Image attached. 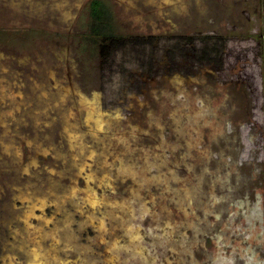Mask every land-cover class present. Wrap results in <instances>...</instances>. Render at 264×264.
<instances>
[{"label": "rangeland", "instance_id": "obj_1", "mask_svg": "<svg viewBox=\"0 0 264 264\" xmlns=\"http://www.w3.org/2000/svg\"><path fill=\"white\" fill-rule=\"evenodd\" d=\"M91 1L0 0V264H264V0Z\"/></svg>", "mask_w": 264, "mask_h": 264}, {"label": "trees", "instance_id": "obj_2", "mask_svg": "<svg viewBox=\"0 0 264 264\" xmlns=\"http://www.w3.org/2000/svg\"><path fill=\"white\" fill-rule=\"evenodd\" d=\"M91 16V36L98 41L102 53L122 39L118 32L114 13L105 0H92L89 6ZM108 50V51H107Z\"/></svg>", "mask_w": 264, "mask_h": 264}, {"label": "bare ground", "instance_id": "obj_3", "mask_svg": "<svg viewBox=\"0 0 264 264\" xmlns=\"http://www.w3.org/2000/svg\"><path fill=\"white\" fill-rule=\"evenodd\" d=\"M73 88V87H72ZM83 99H81V101H82ZM67 133H68V139H70V143H71V146L72 147H75L76 146V142H77V137L75 136V132L73 131V130H75V128L69 123L68 125H67ZM87 190H90L89 188L87 189ZM86 192V191H85ZM44 206V205H43ZM42 207V206H41ZM40 218L44 221V222H46V217L44 216V215H42V216H40ZM26 219H29V218H27V214H26ZM30 229H34V227L33 226H31L30 225ZM10 262H11V264H14L11 260H10ZM38 264H43V262L41 263V262H39Z\"/></svg>", "mask_w": 264, "mask_h": 264}]
</instances>
